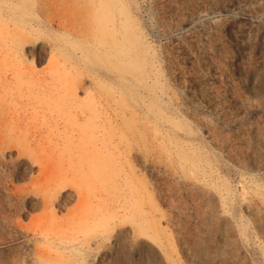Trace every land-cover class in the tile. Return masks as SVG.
Listing matches in <instances>:
<instances>
[{
	"label": "rangeland",
	"instance_id": "1",
	"mask_svg": "<svg viewBox=\"0 0 264 264\" xmlns=\"http://www.w3.org/2000/svg\"><path fill=\"white\" fill-rule=\"evenodd\" d=\"M88 1L46 0L53 29L97 26L89 12L101 7ZM122 2L131 24L116 16L111 26L129 23V50L110 74L123 87L113 102L127 111L116 119L126 134L118 156L129 161L112 182L107 170L96 174V184L83 172L54 171L60 182L41 181L34 146L58 143L73 125L53 89L24 90L3 65L11 55L0 54L6 72L0 70V84L10 85L0 93L6 109L0 120L16 126L0 135V264H264V0ZM73 3L76 16L57 13ZM134 33L141 50L132 44ZM32 37L26 66L50 77L46 59L37 66L30 59L50 49L51 38ZM89 74L79 100L94 92ZM138 214L149 231L137 227Z\"/></svg>",
	"mask_w": 264,
	"mask_h": 264
},
{
	"label": "bare ground",
	"instance_id": "2",
	"mask_svg": "<svg viewBox=\"0 0 264 264\" xmlns=\"http://www.w3.org/2000/svg\"><path fill=\"white\" fill-rule=\"evenodd\" d=\"M45 1L46 0H0V54L5 53V55H11L8 63L1 60V64L5 63L3 64L4 67H8L9 71L6 69L7 72H10L14 78H17L18 76L19 86H22L24 90L25 88L26 90L29 89L26 87L27 84L31 86L32 89L38 87L53 89L52 91H55V94L61 101V107L60 105L59 107L62 112L60 111V113L69 117V121L73 127H80L81 124L78 123L79 121L80 123L82 122L83 125L82 128H78V131L73 127L70 128L72 129L71 132L65 133V131L63 138L61 135V141L59 140L58 143L55 141L48 148L39 143L34 146L39 152L37 155H41L37 158L40 159L39 162L41 164L40 179L46 184L50 183V185H53V182H55V184L60 182L59 180H55V178H53L55 177L54 171L72 173L83 172L85 176H91V179L89 177H85L86 182L89 183L91 181L90 184H94L97 182L96 174H101L107 170L109 174L108 176H105V180H107V182L111 181L113 178L112 174H114V178L115 176L120 175L119 172H123V167L129 161H123L120 156H118L120 155L118 152L120 147L124 144L126 134L124 133L123 123L118 122L116 119L118 116L122 117L123 115H126L127 111L124 106L125 104H117L113 102V94L118 91L117 89L123 90V87H121L119 80L116 77H113L114 75L110 74V72L112 73L115 71L113 63L117 65L124 64V58L127 54L125 49L129 50L126 46V38L124 37V32L129 27V23L121 25L119 29H114V25L111 26L116 16H120L121 18L124 16L125 19H127V22H130L128 7L122 2V0H98V5L101 9H98L95 12H89V16L93 20V23L98 21L99 24H97V26H94L93 24L90 25L88 23L86 26H81L84 29V31H82L81 29L77 30L79 25L75 27L76 25L73 23L69 24L70 22L59 23L60 29L56 32L52 27L53 24L51 21L53 18H51L50 14L46 12ZM73 6L74 3L71 7L60 6L58 7L59 11L57 13L69 18L73 15L76 16V9L73 8ZM79 16H85V13L80 12ZM118 32H120L122 36H119L120 34ZM86 33L90 35V38L85 36ZM115 34L119 35L114 36ZM35 35H46L51 38L52 46H50V49L48 50L43 49L42 52H39L40 54L38 56L40 57H36L37 59L35 61L31 58L30 63L31 65L34 64L37 66L40 64L39 59L41 57L42 61L43 59H46L49 64L48 71L50 73V77L45 76L40 78V76H38V73L40 72L37 73L34 71L33 67L29 69V67L27 68L26 66V53L29 51L28 44H30L33 40L32 36ZM134 35L135 39L132 44L135 48L138 47L139 50H141V42L138 34L134 33ZM3 65L0 66L2 67ZM98 66L101 67V69L98 68ZM81 68L83 71L80 70ZM2 69L3 72L6 73L4 71L5 68ZM4 73L3 75H5ZM89 73H92L93 75L92 84L94 83V92L91 93L89 92L90 90H87L85 95L86 97L84 99L82 97V100H79L76 97V93L78 90L82 89L84 84L89 83ZM12 81L15 82L14 80ZM3 82L4 80L0 84V93H5V88L10 87V85L8 86L7 84L9 83L8 80L6 83ZM116 86L120 87L116 88ZM31 88L28 91H30ZM61 92L63 94H59ZM2 101L3 98L2 95H0V102ZM5 114L6 109H4L0 103V115L3 116ZM82 115H84V117ZM135 118V116L132 117L133 120ZM97 122H99L100 125H98L99 123ZM113 122L116 124L114 125ZM71 124L69 126H72ZM99 127L104 129L102 130V135L100 134L101 136H99V134H95L96 130H99ZM15 128V125H8L7 120L4 122L1 121L0 135H12L16 131ZM47 128L49 127L46 126V129ZM111 131L114 132L115 137L110 136ZM27 137L28 136H25L24 141L27 145H29L31 143ZM55 138L57 139L58 137H54V139ZM31 150L33 151V149ZM34 152L35 151H33V154ZM30 156H32V154ZM36 163L38 164V162ZM130 165L131 163L129 166ZM114 181L113 183H115ZM104 183H106V181ZM90 184H88V186ZM59 185L60 183L56 186V192L60 191ZM41 186L43 187V184ZM114 186H112V188H114ZM45 187L47 188L48 186L45 185ZM77 187L79 188L80 186ZM51 188L52 187L49 186L46 190ZM85 189H88V187L84 189L81 188V190ZM87 191L89 190H86L85 192ZM93 191H97V189ZM47 192L50 191L48 190ZM56 192H54V194ZM78 192V195L82 194L80 191ZM91 192L89 196L94 194ZM88 193L84 196L88 195ZM46 195H48L46 196V199L54 197L51 193L50 195ZM79 198L81 197L79 196ZM46 199L45 201L48 202ZM51 200H49L51 203L49 215L54 217L57 207H54L55 205L53 202L55 201L51 202ZM45 209L43 211H45ZM116 211L113 209V211L108 212L115 218L117 216ZM136 212L138 213L139 210ZM101 219H103V217L98 220L102 222ZM109 219L110 221H113L110 216ZM106 223L108 224L109 222ZM135 223L140 231H149L150 229L147 221L139 214L136 215ZM37 224L39 225L38 222ZM99 225L97 222L96 226ZM47 226L50 225L48 224ZM101 226L102 228L105 226L104 230L108 227V225L106 226L103 224H101ZM86 235L87 234H85V236Z\"/></svg>",
	"mask_w": 264,
	"mask_h": 264
}]
</instances>
